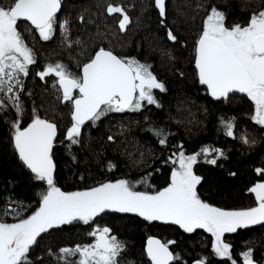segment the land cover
Segmentation results:
<instances>
[{
    "label": "trees",
    "instance_id": "trees-1",
    "mask_svg": "<svg viewBox=\"0 0 264 264\" xmlns=\"http://www.w3.org/2000/svg\"><path fill=\"white\" fill-rule=\"evenodd\" d=\"M1 2L7 8L14 0ZM109 5L120 6L129 15L131 23L126 31L119 30L122 18L119 13L108 15ZM213 6L226 13V25L243 26L251 14L264 10V0H166L164 25L154 0H63L55 33L48 41L42 40L26 22H18L24 41L36 59L35 64L29 65L28 75L20 76L22 90L19 86L14 89L23 107L20 116L26 108L31 116L30 120L19 122L26 127L35 114L57 126L52 150L57 187L64 192H77L126 179L136 185V191L155 194L168 186L171 161L181 146L186 156L207 147L219 149L223 156L213 152L197 158L193 173L201 178L196 186L199 197L213 207L229 211L258 206L250 189L264 182V175L256 172L257 168L264 169V128L252 120L254 106L247 97L237 94L230 95L227 101L208 97L194 70L196 41ZM65 20L71 47L65 43L59 28ZM168 29L177 37L176 42L167 39ZM76 40L80 43L76 44ZM101 47L118 57L151 65V71L167 89L165 92L153 89L162 106L157 108L143 102L138 112H113L95 126L89 121L82 126L80 143L70 145L66 134L72 126L71 104L61 100L57 77L49 75L41 80L37 73L48 64L61 63L79 76L81 67ZM26 97L29 104L25 106ZM8 108L17 113L11 103L7 104ZM6 111L0 113V208L10 201L9 206L21 212V218H27L38 208L47 185L37 181L11 149L9 125L14 122ZM228 121L233 123L236 138L225 135L223 124ZM150 128L166 131V145H160ZM109 136L113 137L112 141L108 140ZM241 136L249 143H243ZM212 158L217 159L215 165L207 163ZM110 165L114 166L111 170ZM145 179L147 184L142 182ZM14 217L15 212L10 213L5 222H17ZM103 227L110 228L111 234L126 245L121 264H149L144 241L151 236L162 243L175 241L169 244V250L179 256L173 264L226 262L215 257L212 236L204 229L188 233L178 225L149 223L131 213L108 212L88 225L74 222L42 234L30 250L32 264H60L61 248L90 245L92 238L88 232ZM259 230V227L242 228L230 237L236 244L253 242L248 239L254 238L257 243L253 257H259V264H264V244L260 241L264 226L260 234ZM239 248H236L237 256L243 257L246 251ZM50 251L53 255H49Z\"/></svg>",
    "mask_w": 264,
    "mask_h": 264
},
{
    "label": "snow or ice",
    "instance_id": "snow-or-ice-1",
    "mask_svg": "<svg viewBox=\"0 0 264 264\" xmlns=\"http://www.w3.org/2000/svg\"><path fill=\"white\" fill-rule=\"evenodd\" d=\"M62 4L63 0H14L10 7L0 6V113L11 103L18 116L22 115L20 96L14 89L19 86L22 90L20 74L27 76L29 65L36 63L35 54L25 43L18 22H28L42 40L48 41L55 33L57 13ZM154 7L164 25L166 0H154ZM106 11L108 15L119 13L122 17L119 30H127L131 20L122 7L109 5ZM226 19V13L213 6L204 21L195 45L198 82L206 86L216 100L227 101L230 94L246 95L255 106L252 120L264 128V10L251 14L243 26L238 23L226 25ZM59 28L65 43L71 47L68 21L60 23ZM167 39L177 41L171 29L167 30ZM37 75L41 80L49 75L57 77L62 101L72 104L73 123L66 134L70 145L80 143L82 126L86 122L95 126L97 121L113 112H138L143 102L159 108L162 105L153 89L167 90L151 71V65L134 58L118 57L103 47L83 65L82 75L73 74L61 63L48 64ZM74 90L79 93L76 98L73 97ZM12 127L15 129L14 147L20 160L37 181L46 183L47 190L41 195L39 210L27 218H21V212L9 206L10 201L0 208V264H32L29 253L42 234L74 222L88 225L108 212L131 213L149 223L158 221L178 225L188 233L204 229L214 237V254L230 264L237 262L232 257L230 245L222 239L224 234L250 226H264V183H257L250 189L258 206L247 210L229 211L213 207L197 194L196 186L201 178L193 173V165L201 155L210 156L216 152L223 156L219 149L205 147L186 156L181 146L178 157L171 161L177 167L171 173L170 185L155 194L136 191V185L126 179L103 183L87 191L64 192L56 186L54 179L52 150L57 126L34 114L27 127L21 129L19 120ZM223 127L225 135L236 138L231 121L224 123ZM149 131L159 138L161 146L166 145L168 136L163 128H150ZM240 139L249 143L244 136ZM108 140L112 141L113 137L109 136ZM207 163L215 165L217 159H208ZM109 167L111 170L114 166ZM256 172L264 175V169L257 168ZM142 182L147 184V179ZM12 212H15L17 222H5ZM90 234L95 239L93 244L61 248L60 264H121L126 245L111 234L110 228H96ZM170 243L175 241L162 243L148 238L146 255L151 264H173L179 260V256L169 250ZM49 255L53 253L50 251ZM243 262L257 264L251 251L243 253Z\"/></svg>",
    "mask_w": 264,
    "mask_h": 264
},
{
    "label": "flooded vegetation",
    "instance_id": "flooded-vegetation-1",
    "mask_svg": "<svg viewBox=\"0 0 264 264\" xmlns=\"http://www.w3.org/2000/svg\"><path fill=\"white\" fill-rule=\"evenodd\" d=\"M25 22V21H24ZM28 24V23H27ZM28 25H30V24H28ZM31 26V25H30ZM32 28V27H31ZM33 29V28H32ZM35 31L39 34V32L35 29ZM20 76L22 77V74H20ZM57 80V79H56ZM56 82V81H55ZM58 87V86H57ZM237 96H239L238 94H237ZM242 96V95H241ZM73 97L74 98H76L77 97V94L76 93H74L73 94ZM244 97V96H243ZM246 97V96H245ZM61 100H62V96H61ZM68 103H70L71 104V102L69 101ZM25 104H27L28 105V102H27V97L24 99V105ZM8 105H9V103H8ZM7 106V105H6ZM26 106V105H25ZM71 108H72V104H71ZM6 113V115L8 116V117H10V119H12L13 120V122H15V120H16V116H15V114L12 112V110L10 109V108H8L7 109V111L5 112ZM21 119H25V120H30L31 119V116H30V111H29V109L28 108H26V111H25V114L23 115V116H19V120H21ZM21 126V129H23L24 127H22L23 125H20ZM10 131H12L11 130V128H10ZM8 139H9V142H10V145H11V149H13L14 150V152L17 154V152L15 151V149H14V139L12 138V136L11 135H9V137H8ZM17 157H18V155H17ZM19 158V157H18ZM250 227H259V234L261 233V231H263L262 229H263V226H261V225H255V226H250ZM249 228V227H248ZM233 233H225L224 234V236H223V238H224V242L225 243H228L229 245H230V249H231V254H232V257H233V259H235L236 260V262H237V264H244V262H243V257H239V256H237V251H238V249H236V248H239V249H244L246 252H248V251H251V253H252V259L254 260V261H256L257 262V264H259V257H257V258H255V257H253V252H254V246H255V244L257 243V242H255V240H254V238H250V239H248V241H250V240H252L253 239V242H248V243H243V242H239V243H235V242H233V238H231L230 236L232 235ZM256 235V234H255ZM255 235H253V236H255ZM260 241H261V243H263L264 244V235H261L260 236ZM232 246H234V248H232ZM219 259H224V258H220V257H218ZM224 260H226V259H224ZM204 264V263H203ZM225 264H230V262L229 261H227L226 260V262H225Z\"/></svg>",
    "mask_w": 264,
    "mask_h": 264
},
{
    "label": "rangeland",
    "instance_id": "rangeland-1",
    "mask_svg": "<svg viewBox=\"0 0 264 264\" xmlns=\"http://www.w3.org/2000/svg\"><path fill=\"white\" fill-rule=\"evenodd\" d=\"M3 4H4V2H1V3H0V6H3ZM3 7H4V6H3ZM5 8H6V7H5ZM209 14H210V13H209ZM209 14H208V15H209ZM206 18H207V17H206ZM202 30H203V25H202ZM202 30H201V32H202ZM21 59H22V57H21ZM22 77H24V76L22 75ZM27 102H28V104H29L28 99H27ZM251 103H252V102H251ZM252 105L254 106L253 103H252ZM14 108H15V107H14ZM15 111H16V110H15ZM254 114H255V106H254L253 115H254ZM15 116H16V120H15V122H16L17 120H19V116H18L17 113H15ZM12 125H13V123H11V124L9 125V128H11V130H12V131H11V136H12V138H13V136H14V132H15V129L12 127ZM177 157H178V154H176L175 157H174L173 159H176ZM173 159H172V160H173ZM176 167H177V165H174V164H173V168H172V170H171V173H172L173 169L176 168ZM171 173H170V175H171ZM116 182H117V181H116ZM170 183H171V177H170V181H169L168 186L170 185ZM263 183H264V182H263ZM168 186H167V187H168ZM46 190H47V189H46ZM46 190H44V191L42 192V194H43ZM87 190H90V189H87ZM87 190H84V191H87ZM42 194H41V195H42ZM40 201H41V196H40V200H39V202H38V203H39V206H40ZM39 206H38V208H37L33 213H31V215L34 214L36 211L39 210ZM244 210H247V209H244ZM10 223H11V222H10ZM93 231H94V230H91L90 232H88V234H90V233L93 232ZM211 236H212V235H211ZM90 237L92 238L90 243H91V244L95 243V239H94V237H93L91 234H90ZM211 239H212V247H211V248H212V250H213L214 237H212ZM222 239H223V241H224V238H223V237H222ZM215 257L218 258V256H216V255H215Z\"/></svg>",
    "mask_w": 264,
    "mask_h": 264
},
{
    "label": "water",
    "instance_id": "water-1",
    "mask_svg": "<svg viewBox=\"0 0 264 264\" xmlns=\"http://www.w3.org/2000/svg\"><path fill=\"white\" fill-rule=\"evenodd\" d=\"M26 23H28V22H26ZM29 24V23H28ZM32 27V26H31ZM32 28H34V27H32ZM199 39V38H198ZM194 54H195V51H194ZM93 56H94V54H93ZM92 56V57H93ZM91 57V58H92ZM193 65H194V70H195V73H196V76H197V70H196V68H195V58H194V63H193ZM83 67V66H82ZM82 67H81V72H80V75H82ZM58 79V78H57ZM57 81V80H56ZM57 84V86H58V89H59V93H61V96H62V90H60V88H59V84L58 83H56ZM200 84V83H199ZM200 86H202V87H204L205 88V90H206V92H207V95H208V97H210V98H212V99H214L213 97H211V95L208 93V90H207V88H206V86H204V85H201L200 84ZM74 93H76L77 94V96L79 95V93H78V90H74V92H73V94ZM230 95H233V94H230ZM238 95H242V96H246V95H244V94H238ZM215 101H220V100H222V99H220V100H216V99H214ZM72 111H73V109L71 108V112H70V120H71V122H72ZM73 123V122H72ZM87 123V122H86ZM85 123V124H86ZM27 127V126H26ZM14 149H15V147H14ZM15 151H16V149H15ZM17 152V151H16ZM17 155H18V157H19V154H18V152H17ZM19 160H20V158H19ZM22 162V161H21ZM23 163V162H22ZM23 165H24V163H23ZM25 166V165H24ZM26 167V166H25ZM26 169L27 170H29L27 167H26ZM30 171V170H29ZM151 238H154V239H158V238H156L155 236H151ZM147 240H148V238L144 241L145 242V244H144V253H145V255H146V245H147ZM159 240V239H158ZM146 258H147V260H148V262H149V264H151V262H150V259L147 257V255H146ZM192 264H201V262L200 261H196V262H194V263H192Z\"/></svg>",
    "mask_w": 264,
    "mask_h": 264
}]
</instances>
